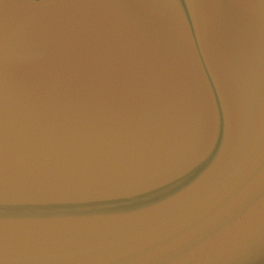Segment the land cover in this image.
Returning a JSON list of instances; mask_svg holds the SVG:
<instances>
[{
	"label": "water",
	"instance_id": "95a60500",
	"mask_svg": "<svg viewBox=\"0 0 264 264\" xmlns=\"http://www.w3.org/2000/svg\"><path fill=\"white\" fill-rule=\"evenodd\" d=\"M0 264H264V0H0Z\"/></svg>",
	"mask_w": 264,
	"mask_h": 264
}]
</instances>
